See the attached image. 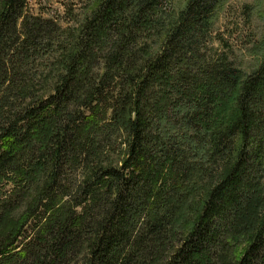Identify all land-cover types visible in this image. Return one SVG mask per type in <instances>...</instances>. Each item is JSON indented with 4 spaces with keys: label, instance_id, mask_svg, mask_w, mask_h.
Listing matches in <instances>:
<instances>
[{
    "label": "trees",
    "instance_id": "1",
    "mask_svg": "<svg viewBox=\"0 0 264 264\" xmlns=\"http://www.w3.org/2000/svg\"><path fill=\"white\" fill-rule=\"evenodd\" d=\"M170 2L98 0L65 27L0 0V264H264V54L207 62L218 0L159 28ZM208 160L219 181L191 202Z\"/></svg>",
    "mask_w": 264,
    "mask_h": 264
},
{
    "label": "rangeland",
    "instance_id": "2",
    "mask_svg": "<svg viewBox=\"0 0 264 264\" xmlns=\"http://www.w3.org/2000/svg\"><path fill=\"white\" fill-rule=\"evenodd\" d=\"M98 0H27L26 10L31 15L40 16L54 20L65 27L73 26L83 20L92 6ZM188 0H171L166 4V9L158 15L159 28L170 19L169 16L176 18L180 11L185 7ZM218 6L214 10L212 23L206 34L199 42L200 56L207 62H215L223 56L228 57V61L234 66L240 68L245 73H251L257 69L264 54V0H218ZM160 13V12H159ZM169 14V15H168ZM157 33V27H155ZM150 37H154L151 30ZM152 35V36H151ZM152 39V38H151ZM115 147L110 157L119 165L124 158L126 147ZM189 161H194L199 165L196 159L191 155ZM223 167V162L208 160L202 175L196 173L195 179L187 182L192 184L196 181V192L190 194L191 200L201 203L207 193V188L214 187L219 181V173ZM197 169L200 166L196 167ZM194 173V174H195ZM260 180L264 185V171L260 172ZM191 184V185H192ZM14 191L13 186L7 182L0 181V192L3 195L11 196ZM8 192V194H7ZM193 208H189L187 218H195ZM177 237L169 240L166 247L167 261L171 254L173 255L186 239L185 227H179L176 231ZM223 233V232H222ZM222 235V234H221ZM226 236H222L225 239ZM246 246V242H245ZM214 262H217L223 250L218 245L215 250Z\"/></svg>",
    "mask_w": 264,
    "mask_h": 264
}]
</instances>
